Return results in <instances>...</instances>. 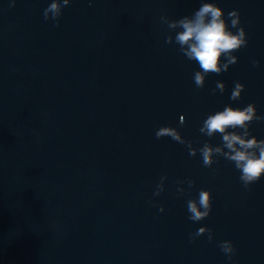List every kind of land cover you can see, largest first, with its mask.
I'll return each mask as SVG.
<instances>
[{"label":"water","instance_id":"95a60500","mask_svg":"<svg viewBox=\"0 0 264 264\" xmlns=\"http://www.w3.org/2000/svg\"><path fill=\"white\" fill-rule=\"evenodd\" d=\"M201 2L71 0L57 27L43 18L50 0H0V264H264V177L245 189L223 157L206 168L155 136L171 126L197 149L216 146L219 135L199 132L209 114L253 103L264 115V0H215L229 26L238 10L248 44L199 89V65L165 43L175 31L160 17L191 16ZM237 81L245 90L232 101ZM250 131L264 139V121ZM177 180L195 187L180 196ZM200 189L212 211L197 223L186 202ZM204 226L214 240L191 242Z\"/></svg>","mask_w":264,"mask_h":264},{"label":"clouds","instance_id":"9594fccd","mask_svg":"<svg viewBox=\"0 0 264 264\" xmlns=\"http://www.w3.org/2000/svg\"><path fill=\"white\" fill-rule=\"evenodd\" d=\"M92 0H89L91 4ZM14 3V0H13ZM71 3V0H50L48 6L43 10L45 21H53L55 26H59L63 9ZM229 23L225 20L224 10L217 6L215 0H202L201 6L191 15L184 16L178 20H171L167 16H161L160 21L167 26V29L175 31V36L169 34L165 37L166 44L175 43L179 45V52L189 61L199 65L198 71L193 74V82L199 89L204 88L206 77L210 74H221L228 71L230 65L238 62L235 52L244 48L248 44L247 33L241 26L238 10L227 13ZM179 29L178 31H176ZM231 29H236L233 32ZM259 61H253V66H258ZM225 83L216 82V88L212 94L225 91ZM245 90V85L239 81L235 82L230 95V100L237 101L241 98ZM254 121H264V115L257 114L256 105L248 104L244 108L225 105L223 110L209 114L203 120L199 132L212 138L216 135L221 137L219 145H212L205 142L202 147L195 148L192 142L186 140L177 128L171 126L160 127L155 136L157 139L170 137L173 141L183 144L188 149V154L195 157L200 154L202 164L206 168H211L217 162V157L234 164L240 172L239 179L245 189H250V185L256 183L264 177V139H257L251 134L250 125ZM179 123H185L184 116H180ZM239 130V131H237ZM167 176H162L156 185L154 196H159L165 190ZM184 180H177V193L180 196L190 194V190L195 187L194 180H187V189L182 185ZM212 193L210 190L200 189L196 198L188 199L186 202L188 219L192 222H200L206 219L212 211ZM164 211L163 206L159 208ZM207 234L208 241L214 240L213 231L204 226L195 233L190 234V241ZM218 246L229 261L236 254V248L232 241H219Z\"/></svg>","mask_w":264,"mask_h":264}]
</instances>
